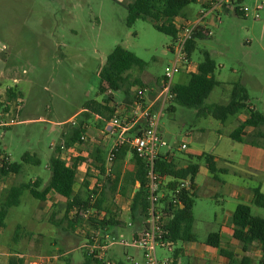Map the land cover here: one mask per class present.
Instances as JSON below:
<instances>
[{
    "label": "rangeland",
    "instance_id": "rangeland-1",
    "mask_svg": "<svg viewBox=\"0 0 264 264\" xmlns=\"http://www.w3.org/2000/svg\"><path fill=\"white\" fill-rule=\"evenodd\" d=\"M131 1L0 0V123L9 124L7 127L0 126V152L8 157L10 163L22 165L13 178L0 177V202H3L11 186L29 184L36 178L49 179L47 166L55 155V146L64 140L63 134L71 132L75 125L83 121V116L79 114L72 122H62L81 110L87 101H101L107 97V93L101 95L98 90V74L115 47L121 46L145 63L142 72L133 70L130 75L131 79L140 78L141 82L149 85L159 84L165 68L172 65L175 54L171 51L173 40L170 36L158 32L151 23L141 19H137L131 27L127 26V8ZM242 3L251 10L247 18L229 10H220L218 14L210 12L205 16L202 27L211 35L195 40L189 62L197 66L202 60L201 52L207 51L216 64L214 78L223 85L213 89L205 101L207 105L227 103L231 84L240 82L248 92L251 106L264 113V10L259 12L258 20L252 16V9L258 4L264 6V0H244ZM201 7L200 2L190 4L183 10L180 21L194 22ZM187 79L185 66H181V72L173 76L172 82L184 84ZM137 88L133 89V93ZM8 89H14L17 97L23 100L19 105L20 112L15 109V99L7 101ZM112 95L114 103L121 105L124 92H112ZM173 106V112L167 111L168 105L165 107L158 132L171 147L175 161L188 158L189 149L179 150L181 144L203 150L205 154H212L217 146L230 151L234 145L230 153L232 164L228 168L237 174L218 175L219 187L207 186L211 176L204 162L199 163L200 169L195 178L199 190L194 198V233L197 243L204 244L210 233L227 231L225 227L230 220L223 224L222 219L233 201L229 196L232 184L260 188L264 193V146L252 148L229 140V134L237 128L246 111L221 123L211 116L199 115L196 110ZM70 147L64 145L65 149ZM166 151L165 148L160 149L162 153ZM24 154L35 156L39 165L23 164ZM2 159L0 157V163ZM84 160L90 171L98 165L92 156ZM249 162L255 169L252 177L242 175ZM216 192L225 203L214 197ZM132 194V190H127L120 200H116L118 192L107 195L104 204L116 213L120 222V227H109L111 232H118L117 236H112L128 243L132 242L133 230L138 228V223L131 221L129 212L124 213L130 208ZM242 203L250 207L253 216L264 219V208L256 207L249 201ZM40 208L41 203L24 191L20 204L12 207L7 214L2 229V245L11 248L20 257L26 254V240L34 242L35 252L41 257H45L50 250L63 249L61 239L65 234L56 225L53 233L57 237L47 235V219L42 218ZM35 213V220L40 225L34 222L32 234L27 235L25 232L30 231ZM17 226H20L19 241L14 239ZM67 236L75 249L73 256L80 264L84 259V250L79 246L84 239L75 237L72 231ZM53 241L56 242L55 247L49 245ZM223 242L226 247L227 242ZM184 246L183 242H179L174 248L181 250ZM110 249L118 252L117 256H112L113 264H144L141 250L135 247L116 244ZM232 249L235 250L234 247ZM253 252V255H258L257 259L259 247ZM156 254L160 259L173 257L172 252L161 248L156 249ZM235 258L237 261L236 255ZM251 264H264L263 258L261 262L258 259Z\"/></svg>",
    "mask_w": 264,
    "mask_h": 264
},
{
    "label": "trees",
    "instance_id": "trees-1",
    "mask_svg": "<svg viewBox=\"0 0 264 264\" xmlns=\"http://www.w3.org/2000/svg\"><path fill=\"white\" fill-rule=\"evenodd\" d=\"M194 3H198V0H132L127 8V26L131 27L137 19L148 21L152 24L154 29L170 36L174 42L178 34L176 20L183 16V10L186 7ZM235 14L241 16L239 13ZM203 37L201 32H197L189 40L186 46L188 58H190L191 52L194 49L195 40ZM201 55V62L198 64L195 72H190L188 74L187 82L184 84H174L172 86V99L168 104L167 111L173 112V105H177L182 108L196 110L199 115L211 116L221 123H225L230 116H234L241 111H247L248 117L246 120L241 122L239 126L229 134V137L236 142L263 147L264 113L250 107L249 95L243 84L240 82L231 84L227 103L210 105L205 103L213 89L223 84L214 78L216 64L209 52L202 51ZM144 69L145 63L136 57L134 53L121 46L115 47L107 56L98 74L100 79L98 90L101 92V95L107 93V97L103 98L100 102L97 100H89L84 103L81 108L82 112L80 113L83 116V121L74 128L70 142L66 145H70L79 140L80 135L86 131V123L92 118L97 117L99 119L97 126L100 127L116 115L115 108L109 107V104L114 103L112 92L123 91L125 95L123 103L127 107H130L133 101L138 100L136 93H133V89L135 87L144 86L139 78L131 79L130 72L133 70L142 72ZM16 97L17 93L14 89L7 90L8 102L16 99ZM247 128L252 129V131L244 137L243 133ZM128 154H131V161L135 166L134 182L140 185L138 190L132 194L129 214L133 223H139L142 214L146 212L148 207L147 194L144 189L146 167L144 162L138 159L136 155L130 151L128 146H123L120 149L116 156L115 163L123 162ZM4 156L5 154L0 152V157L3 158ZM94 158L96 162H98V165H101L100 167H95L103 173L102 165L104 164V160H102L101 154L98 153ZM198 158L204 161L208 171L215 178L217 173H225L224 170L218 171L213 156L203 154ZM22 163L39 165V161L35 156L29 154L23 155ZM47 167L50 171V178L45 186L42 187L39 182L35 181L29 184L22 183L18 186H12L8 190L5 200L0 204V228L5 227V219L9 210L20 204V198L24 191H28L32 198L38 201H43L50 192L62 196L67 200L64 211L68 223H71V221L78 224L81 223L78 215L79 211L90 206V197L86 191L89 184L88 181L85 180V185H83L84 195H75L73 188L76 183V168L74 165L71 167L67 166L60 158L57 149H55V155L50 159ZM21 168V164L10 163L2 159L0 163V177H6L10 173L17 175ZM198 168L197 164H189L185 168H177L171 156L160 157L157 161V170L161 174L171 175L176 178L191 176V180H194L198 173ZM119 180V174L114 173V178L111 181L109 178L103 181V191L96 200L94 208L98 212H105V216L101 220L97 218L90 219V227L95 226V228L99 227L101 230H105L110 226H117L120 224L119 221L116 220V214L104 206L107 195L117 194ZM171 186L172 185H169L168 187ZM127 190L128 187L122 186L120 188V194L125 195ZM193 197V195L189 197L183 194L180 204L174 208H169L170 212H168V214L171 216V219L167 223V229L169 231L167 239L174 244L179 242H195L197 240L193 233ZM252 203L256 207L264 208V193L261 192L260 188H255L253 190ZM180 205L183 207L181 208ZM231 223L233 225L232 237L240 243L243 252H246L251 244L257 243L264 255V219L253 216L248 205L239 204L232 215ZM205 244L220 249V235L218 233L209 234L205 240ZM220 252L222 256L230 260L229 264L237 262L235 261V255L232 253L224 251L223 249H220ZM179 253L180 250L178 249L174 251L171 264H177ZM237 263L251 264V260L247 257H242ZM82 264L103 263L95 259L94 256L84 252Z\"/></svg>",
    "mask_w": 264,
    "mask_h": 264
},
{
    "label": "built area",
    "instance_id": "built-area-1",
    "mask_svg": "<svg viewBox=\"0 0 264 264\" xmlns=\"http://www.w3.org/2000/svg\"><path fill=\"white\" fill-rule=\"evenodd\" d=\"M201 8L202 10L194 22L180 21L179 18L176 20L178 34L171 47L175 59L171 66L165 68L154 101L151 103L144 101V95L151 92L152 87H138L135 91L138 100L132 103L128 117L122 118L116 114L104 123L103 132L113 140V145L102 165L103 173L96 167L91 170L87 179L89 184L86 188L90 197V206L78 213L79 219L82 221L79 233L85 242L80 248L103 264H113L112 260L107 257V252L110 247L116 244L141 250L144 264H171V259L158 258L156 249L161 248L173 252L174 243L167 239L169 235L167 223L171 219L168 214L169 208H174L180 204L183 194L190 196L193 193V183L189 178L167 180L166 175L157 170V161L160 157L173 156L171 147L158 132L159 120L163 116L165 107L172 99V78L181 72V66H185L187 72L192 69L193 65L189 62L186 54V46L192 36L197 32H201L205 36L211 35L210 31H205L202 27V22L208 13L216 12L218 14L220 10L225 9L247 18L251 11L250 8L243 6L242 0H206ZM262 10H264L263 4L256 5L252 9L253 18L260 19L259 12ZM216 19L219 21L218 17ZM15 103V109L19 112V105L23 103V100L17 97ZM8 125L7 123H0L1 127ZM135 128H137L136 133H131ZM79 141L85 144L89 142V139L86 135L81 134ZM123 146H128L130 151L142 160L146 167L144 189L147 194L148 207L140 218L131 243L123 240L118 241L107 231L101 230L99 227L89 226L90 219L101 220L105 216V212H98L94 208L95 202L103 191V181L107 178L111 181L114 178L116 156ZM161 148H165L167 151L162 154ZM178 149L184 151L187 149V145L181 144ZM3 159L9 161L6 155ZM97 166L100 167L101 165ZM169 185L172 186L168 187ZM46 262L45 259H41L33 264H46Z\"/></svg>",
    "mask_w": 264,
    "mask_h": 264
},
{
    "label": "crops",
    "instance_id": "crops-1",
    "mask_svg": "<svg viewBox=\"0 0 264 264\" xmlns=\"http://www.w3.org/2000/svg\"><path fill=\"white\" fill-rule=\"evenodd\" d=\"M205 1L206 0H198V3L200 2L201 5H203ZM242 2H244V0H242ZM223 10H225V9H223ZM197 66H198V64H197ZM197 66H195L193 64L190 72H195L197 69ZM190 72L189 71L187 72L185 70V75L188 77V74ZM141 83L143 84L144 87H152V91L149 93H146L144 95V101L146 103H151L152 101H154V99L157 95L158 83L155 84L156 86L149 85L145 82H141ZM177 84H179V83H177ZM181 84H183V83H181ZM123 102H124V100H123ZM123 102L121 105H117L116 103H111V104H109V107L115 108L116 114L118 116H120L122 118H126V117H128V115L130 113L131 106L127 107ZM250 107H252L251 104H250ZM81 112H82V110H79L71 118H69L66 121H63L62 124L72 122V120L76 116H78ZM200 115L204 116L203 114H200ZM247 117H248V112L246 111V113L243 115V118L241 119L240 123L245 121ZM91 120L94 122L93 123L94 125L91 124ZM91 120H89L86 123V131L83 133L84 135H86L88 137V139H89L88 143L84 144L78 140V141L71 143L70 148H68V149L64 148V145L67 144L68 142H70V139L72 137V132H73L74 128L77 126V125H75L71 132L63 134L62 137L64 138V140L61 142L60 145L55 146V148H54V150L57 149L59 151L60 158L66 163L67 166L71 167L74 165L76 168V171H77L76 183H75L74 188H73V192L75 195H81V196L84 195V186L83 185H85L84 184L85 180L88 179L89 173H91L89 166L87 165L86 160H84V158H86L87 156L88 157L89 156L94 157L95 155L100 153L102 160H104L105 156L107 155V153L109 152V150L111 149V147L113 145V140L110 137H108L107 135H105L103 132L104 124L102 126L98 127L97 123L99 122V119L97 117H94ZM239 124H238V126H239ZM136 131H137V128L133 129L131 133H136ZM251 131H252V129H250V128L245 129L243 136L246 137L249 133H251ZM188 135H191V133H188ZM219 139H222L221 135H219ZM229 140H231V142L235 143V144H243L246 146H250L252 148H259L256 146H251L249 144L236 142V141L232 140L230 137H229ZM187 149H189L187 159L179 160V161H175L173 159V162L175 163L177 168H185L189 164H197L199 167L198 168V172H199V169H200L199 163L204 162V161L202 159L200 160L198 157L205 154V152H203V150H200V149L196 150L195 148L191 147L190 145L187 146ZM233 149H234V145L230 151L226 150V148H223V147L219 148V146H217L213 149L212 154H209V155L214 157V162H215V165H216V168L218 169V171H220V170L225 171V173H217L216 177L218 175L237 174L234 171L233 172L230 171V169L228 168V165L232 164V162L230 161V159H231L230 153H232ZM251 165H253V164L249 162V166H246L244 168V171H242V173H243L242 175H244L246 177H248V176L252 177L253 176V174L255 173V169H253ZM205 168L208 171L206 165H205ZM47 169H48V167H47ZM114 173H118L119 178H120L119 188H118V196H116V200H120L122 197L120 194V188L122 186L128 187V190H130L132 188V193H135L138 190L140 185H139V183L134 182L135 166H134L133 162L131 161V154H128L125 157L123 162H119L117 164L115 163ZM208 173L210 174L209 171H208ZM197 174H196V176H197ZM14 176H16V174L10 173L8 175L9 178H13ZM196 176H195V178H196ZM210 176H211V179H209L207 186L209 188L219 187L220 186L219 181L212 174H210ZM166 178H167V180H171V179L172 180H181V179H186V178H189L191 180V176H187L185 178H176V177L171 176V175H166ZM195 178H194V180H191L193 183V193L190 196L193 195L194 196L193 199L195 198V196L199 190V187L195 183ZM48 180L44 181L41 178H36L31 183L37 181L43 187L48 183ZM133 183H134V185H133ZM254 189L253 188H246L245 186H242V185L232 184L230 186V189H229L230 195L229 196L232 198L233 201H232V203H230V207L227 210L226 215L223 214V219H222L223 222L221 221L223 224L226 223L225 221L227 219L231 221L232 215H233L236 207L239 204H243L242 201H249L252 203L253 190ZM131 197H130V199H131ZM214 197L217 199H220V201L222 203L226 202L225 200L222 199L221 196H219V194L217 192L214 194ZM66 202H67V200L65 198H63L62 196H59L53 192H50L45 197V199L43 201H39V203H41L40 212H42V218L47 219L45 222L47 224L46 227L49 228L48 229L49 233L47 235H50V237L51 236L57 237V234L53 233V228H55L57 225V227L59 226L58 228H61L62 232L66 236L69 235V232L72 231L73 234L75 235V237L82 238V236L79 233L80 232L79 226L82 225V221L80 224L74 223L73 221H71V223H68V220L65 218V211L64 210H65ZM1 203L2 202H0V204ZM130 203H131V201H130ZM245 205H247V204H245ZM194 206H195V202H194ZM194 206H193V209H194ZM180 207L182 208L183 206L180 205ZM128 212H129V209L124 210V213H128ZM35 217H36V213H35V216L33 217L34 221H31V223H30L31 224L30 231H28V232L24 231L25 233H27V235L32 234V232L34 230L33 225L35 223L40 225V223L35 220ZM193 217H194V213H193ZM55 218H57L58 220H54ZM116 220H117V216H116ZM194 221H195V219H194ZM230 221L227 224L228 227H225V228H227L226 232H223L222 230H220V232H213V233H218L220 235V239H221L220 249H223L224 251H228V252L232 253L233 255H236L238 257L237 261H240V259L242 257L249 258L251 260V262L256 261L258 259H259V261H261L262 258L264 259V255H263L262 251L260 250V248H259V251H260L259 257L256 259V257L258 255L257 256L253 255V254H255L253 252V249H255L256 247H259V245L257 243L251 244L248 247L246 252L242 251L240 243L232 237L233 225ZM65 222H66V224H64ZM122 224L123 223H121V225ZM223 224H221L222 227H223ZM117 226L120 227L119 225H117ZM117 226H115V227H117ZM2 229L3 228H0V264H33L35 261L41 260V259H45L47 261L46 264H60V263L61 264H79V262L76 261V258L73 256L75 249L72 246V242L69 238H66L65 235H63V238L61 239V244L63 246V249L50 250V251H48V253L46 254L45 257H41L37 251L35 252V244L33 241H29V240L27 241L26 240V243L24 244L26 254L23 257H20L19 254L14 252L11 248H9L5 245H2V241H3ZM18 229H20V226H17V232L14 236V239L16 241H19L20 233H19ZM105 231H107L110 235H116V236L118 235L117 231L111 232L109 230V228L105 229ZM133 233H134V230L132 232V235H133ZM193 233H194V225H193ZM224 235H226V237H224ZM196 238H197V236H196ZM223 240H225L227 242L226 247L224 246ZM74 241H75V238H74ZM84 243L85 242H83L81 245H83ZM183 243L185 246L183 249L180 250L179 256L177 258V264H180V261H181V264H229V259L221 255L220 249L208 246L205 244V242H204V244H198L197 240H196L195 242H183ZM176 244H174V246H173V252L172 253H174V251L177 250L174 248L176 246ZM49 245H51L52 247H55L56 242L55 241H53L52 243L50 242ZM81 245L79 247H81ZM232 247H234L235 250H233ZM117 254H118L117 250L110 249L107 252V257L110 260H112V256H117ZM184 259H186L185 262H183ZM82 262L80 264H82Z\"/></svg>",
    "mask_w": 264,
    "mask_h": 264
}]
</instances>
